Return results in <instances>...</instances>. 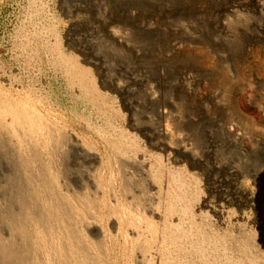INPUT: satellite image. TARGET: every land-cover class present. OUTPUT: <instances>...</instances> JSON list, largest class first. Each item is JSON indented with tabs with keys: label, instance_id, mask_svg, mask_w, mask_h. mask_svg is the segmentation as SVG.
<instances>
[{
	"label": "rangeland",
	"instance_id": "rangeland-1",
	"mask_svg": "<svg viewBox=\"0 0 264 264\" xmlns=\"http://www.w3.org/2000/svg\"><path fill=\"white\" fill-rule=\"evenodd\" d=\"M257 2L264 0H0V216H24L23 205L30 204L26 170L33 161L22 142L30 126L23 121L15 133L7 114L18 105L38 122L45 117L52 127L74 132L105 157L108 138L128 134L144 152L171 165L172 152L153 146L163 137L153 141L144 129L169 128L201 157L175 163L191 186L196 220L220 232L230 228L249 244L256 235L263 244L264 42L255 39L262 34L257 30L228 34L220 27L234 21L235 11L241 13L237 25L260 23ZM112 29L128 32L132 49L145 56L132 60ZM177 42L184 46L174 52ZM74 62L90 76L72 73ZM139 68L141 84L118 88L128 80L126 72ZM188 73L196 92H186L182 77ZM91 77L99 96L87 86ZM240 93L247 94L240 109L254 127L233 110L232 98ZM152 95L157 98L148 99ZM236 135L244 154L229 141ZM230 161L239 171L224 164Z\"/></svg>",
	"mask_w": 264,
	"mask_h": 264
},
{
	"label": "bare ground",
	"instance_id": "bare-ground-1",
	"mask_svg": "<svg viewBox=\"0 0 264 264\" xmlns=\"http://www.w3.org/2000/svg\"><path fill=\"white\" fill-rule=\"evenodd\" d=\"M257 6L262 17L260 23L237 25L235 21L238 22L241 13L235 11L234 21H223L221 30L228 34L257 30L262 34L255 39L264 42V3L257 2ZM110 33L128 48L132 60L145 56L140 49H132L128 32L112 29ZM183 46L177 42L171 50L179 51ZM75 62L77 72L72 73L83 78L91 72ZM139 70L126 72L128 80L118 83V88L130 91L132 82L141 84ZM182 78L186 92L193 91L194 76L188 73ZM91 79L86 85L99 96ZM109 79L107 74L105 80ZM246 97V93L234 95L233 110L254 127L256 122L240 109V102ZM156 98V95L148 96V99ZM169 102L175 105L172 97ZM7 114L11 116L15 133L21 131L23 121L29 124L30 135L22 142L29 145L33 162L29 165L31 170H26L31 187L27 185L30 204L23 205L24 216L11 221L0 216V264H264V243L256 235H253L254 243L249 244V240L230 228L220 232L211 224L196 220L188 199L191 186L177 175L183 166L175 163L182 161L181 157L191 162L200 161L201 157L183 140L178 142L169 128L145 126L144 129L149 139L163 137L153 146L172 152L171 165L164 164L159 155L144 152L135 143L136 137L132 139L128 134L121 139L106 137L110 153L106 150L108 157H105L74 132L66 134L52 127L45 117L38 122L34 112L13 105ZM135 125L143 129L139 121ZM229 141L239 150L242 148L244 154L239 135ZM20 160L27 165L26 160ZM224 164L235 169V173L239 171L238 165L231 161Z\"/></svg>",
	"mask_w": 264,
	"mask_h": 264
}]
</instances>
